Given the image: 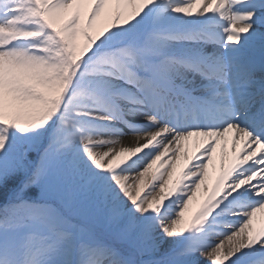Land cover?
<instances>
[{
  "label": "snow or ice",
  "instance_id": "6c2138e0",
  "mask_svg": "<svg viewBox=\"0 0 264 264\" xmlns=\"http://www.w3.org/2000/svg\"><path fill=\"white\" fill-rule=\"evenodd\" d=\"M0 264H264V0H0Z\"/></svg>",
  "mask_w": 264,
  "mask_h": 264
},
{
  "label": "rangeland",
  "instance_id": "374dc122",
  "mask_svg": "<svg viewBox=\"0 0 264 264\" xmlns=\"http://www.w3.org/2000/svg\"><path fill=\"white\" fill-rule=\"evenodd\" d=\"M214 156H217V155L214 154ZM217 163H218V162H217ZM197 195H198V197H200V196L202 195V193H201V192H198ZM192 208H193V210H194V209H195V205H193Z\"/></svg>",
  "mask_w": 264,
  "mask_h": 264
},
{
  "label": "bare ground",
  "instance_id": "6f19581e",
  "mask_svg": "<svg viewBox=\"0 0 264 264\" xmlns=\"http://www.w3.org/2000/svg\"><path fill=\"white\" fill-rule=\"evenodd\" d=\"M214 159H216V160H217V162H218V156H214Z\"/></svg>",
  "mask_w": 264,
  "mask_h": 264
}]
</instances>
